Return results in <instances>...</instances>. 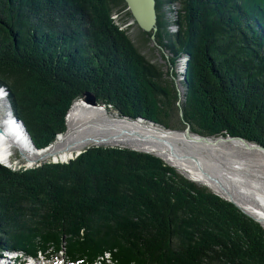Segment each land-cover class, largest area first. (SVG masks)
I'll return each instance as SVG.
<instances>
[{
  "label": "trees",
  "instance_id": "1",
  "mask_svg": "<svg viewBox=\"0 0 264 264\" xmlns=\"http://www.w3.org/2000/svg\"><path fill=\"white\" fill-rule=\"evenodd\" d=\"M155 3L160 49L123 0H0V88L37 150L67 132L86 92L120 118L264 148V0ZM2 252L67 264H264V229L154 154L91 146L67 163L0 164Z\"/></svg>",
  "mask_w": 264,
  "mask_h": 264
},
{
  "label": "rangeland",
  "instance_id": "2",
  "mask_svg": "<svg viewBox=\"0 0 264 264\" xmlns=\"http://www.w3.org/2000/svg\"><path fill=\"white\" fill-rule=\"evenodd\" d=\"M128 25H131L128 35L131 41L137 45V40L139 39L137 29L132 25V22H129ZM149 46L152 47L151 44ZM142 54L157 66H164L165 64L161 55L156 51L149 52L144 50ZM176 72L178 76L175 79V83L179 90V100L181 102L184 94V88L181 84L183 77L178 68ZM0 96H4L3 90H0ZM7 100V98L0 99V122L7 119V115L4 117V110L8 108ZM81 102L83 101L76 102L70 110L67 118V132L64 135L58 136L55 143L45 149L46 151L51 149L48 151L50 154L49 157L42 158L41 160L35 159L33 160V165L28 166V162L22 159L14 146L11 148L12 156L10 159L7 162H0V164L10 167L13 170H18L21 167L30 168L46 162L67 163L74 159L79 152L91 146L128 148L139 152L154 154L162 159L165 164L182 172L180 174L185 178H190V180H194L195 182H201L197 185L201 187H205L206 185L207 190L224 200L229 201V198L235 194L234 197L244 203L243 206L249 207L256 195L260 199L259 204L264 207V154L247 152L231 145L223 144L210 147L203 144L188 143L184 139V131L165 130L159 126L149 125L147 122L139 124L137 120L132 121L126 118H120L112 110H106L101 106L92 107L85 103L83 106ZM164 132L171 133L165 141L175 146L179 156H191V159L186 160L182 165H180L181 163H174L173 154H175V151L173 147L167 145L165 141H161L160 138H157L159 133ZM190 136L192 139H199L195 135L193 136V134ZM211 140L212 142L214 141L213 139ZM140 141H145L147 144L141 145ZM15 156L17 158L14 159L13 157ZM231 159L232 164L229 165L227 161ZM197 162L201 165L203 172L215 180L212 188L211 185L204 183L205 181H203L202 175H200L202 181L199 180L197 175H199L198 169L201 170V168H199L200 166ZM196 165L199 167L196 168ZM226 189H228L229 194L225 191ZM0 257V264H11L13 260L33 264V261L16 252H2L0 253ZM6 257L15 259H12L10 262ZM109 258L110 256L108 254L103 256L106 263L111 262ZM35 263L67 264L62 256H58L56 260H45L43 256H37Z\"/></svg>",
  "mask_w": 264,
  "mask_h": 264
},
{
  "label": "bare ground",
  "instance_id": "3",
  "mask_svg": "<svg viewBox=\"0 0 264 264\" xmlns=\"http://www.w3.org/2000/svg\"><path fill=\"white\" fill-rule=\"evenodd\" d=\"M81 103L83 106L85 105L83 102H81ZM6 117H7V119H4V121L0 122V125H2V129L4 132V136H0V162H7L10 159V157L12 156L11 148H13L14 146H15L14 148L20 150L24 155H26L28 158H30L27 161L28 166L33 165V163H34L33 160H35V159L41 160L42 158L50 156L48 151H50L51 149L48 151L44 150L41 153L35 154V152L30 148V145L28 143V140H27L25 133L23 131L21 132V130H22L21 126L19 129V127H18L19 124H17L18 126H16L15 124H12V122H13L12 117H10L9 115H7ZM137 122L139 124L145 123V122L140 121V120H137ZM139 129L142 130L141 127H139ZM130 135H132V134H130ZM158 135L159 136L157 138H160L161 141L164 142L165 140L168 139V137L171 135V133L164 132V133H159ZM138 136H140V135H138ZM5 137L7 139H5ZM17 137H20V141H18V142L16 141ZM184 139L188 143H195V144H200V145L203 144V145H207L210 147H216L217 145H223V144L224 145H231V146H234L236 148H240L241 150H244L247 152H259L260 154H264L263 151L259 150L255 146L246 144V143L239 141V140H231V139H223L222 140V139H220L219 141L214 140L212 142V140L211 141H209V140L208 141H205V140L202 141L200 138L199 139H195V138L192 139L191 136L187 137L185 135H184ZM165 142L167 143V145H170L171 147H173V149L175 151V154H173V156H174L173 162L174 163H181L180 165H182L183 162H185L188 159H191V156H179L178 151L175 148V146L173 144L169 143L168 141H165ZM140 144L146 145L147 143L145 141H140ZM51 157H53V156L51 155ZM22 159L25 160V158H22ZM227 163L229 165H231L232 159L228 160ZM197 164H199V162H197ZM199 166L196 165V168L199 167L202 170L201 171L200 169H198L199 175H197V176L199 177V180H201L200 175H202L203 176L202 179H203V181H205L204 183L211 185V188H212L215 180L212 179L209 175H205L200 164H199ZM225 191L227 193L229 192L228 189H226ZM234 195H232L229 198V201L233 202L238 207H240L242 210H244L246 213H248L252 217L256 218L260 222V224L264 227V207H262L259 204L260 199L258 197H256V195H255L254 199L252 200V204H250L251 207L250 206L245 207V206H243L244 203L240 202L237 198L234 197Z\"/></svg>",
  "mask_w": 264,
  "mask_h": 264
},
{
  "label": "water",
  "instance_id": "4",
  "mask_svg": "<svg viewBox=\"0 0 264 264\" xmlns=\"http://www.w3.org/2000/svg\"><path fill=\"white\" fill-rule=\"evenodd\" d=\"M123 1H124V4L126 5V8H127L128 12L130 13L135 25L137 26V28L143 33L151 34V36H150L151 45L156 47L157 49H160V47L157 46V44L155 42V37H154V35H155L156 31H157V28H156L157 14H156V3H155V0H123ZM82 101L86 105H89V106H92V107L98 106L95 97L89 92L84 93ZM5 115H10V117H11V113L8 112V111L6 112V109L4 110V117H5ZM12 119H13L12 124H15L16 126H18L17 124H19V126H18L19 129H20V126H21V128H22L21 132L23 131L25 133V135L27 137V140H28V143H29L31 149L35 153L45 150V149L37 150L34 147L33 143L31 142V139H30L28 133L26 132L23 123L21 121H19L17 118L13 117V116H12ZM137 120L147 122V123L152 124L154 126H158V125L154 124L153 122L146 121L145 119H142V118H138ZM184 135L187 136V137L191 135L190 130H189V126H187L186 129L184 130ZM0 136H4L2 125H0ZM196 137L200 138L201 140H205V141L213 139V138H204V137H199V136H196ZM5 139H7V138L5 137ZM220 139H224V138L220 137V138L213 139V140L219 141ZM225 139L239 140V141H242V142H244L246 144H249L245 140H243L242 138L226 137ZM16 141L17 142L20 141V137H17ZM249 145H251V144H249ZM254 146L256 148H258L259 150L264 152V148H262L260 146H257V145H254ZM18 152H19V155L22 158H25V161H28L29 158L26 155H24L20 150H18ZM179 173H182V172H179ZM205 175H207V174H205ZM188 180L191 181L192 183H195V184L201 183V182H195L194 180H190V178ZM204 188H206V185H205ZM225 201L231 203L236 208H238L243 214L247 215L248 217L253 219L255 222L260 224V222L256 218H254L251 215H249L248 213H246L244 210H242L240 207H238L233 202L228 201V200H225Z\"/></svg>",
  "mask_w": 264,
  "mask_h": 264
}]
</instances>
